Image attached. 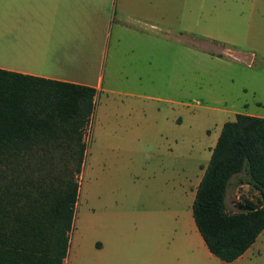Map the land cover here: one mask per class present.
<instances>
[{"label": "rangeland", "instance_id": "374dc122", "mask_svg": "<svg viewBox=\"0 0 264 264\" xmlns=\"http://www.w3.org/2000/svg\"><path fill=\"white\" fill-rule=\"evenodd\" d=\"M215 1H155L148 18L139 16L154 27L141 30L126 23L131 28L121 32L113 58V31L108 45L103 37L107 55L101 65L106 69L84 137L87 156L75 177L80 192L73 222L80 235L96 236V200L120 180L135 178L146 166L154 172L163 166L170 176L200 175L199 165H206L222 123L232 120L234 112L264 117V49H255L251 39L239 45L241 51L230 45V5L227 1L212 9ZM227 47L241 52L239 58L227 54ZM83 175L95 198L93 210L82 200ZM255 197L232 177L226 209L235 211L238 203L255 202Z\"/></svg>", "mask_w": 264, "mask_h": 264}, {"label": "trees", "instance_id": "16d2710c", "mask_svg": "<svg viewBox=\"0 0 264 264\" xmlns=\"http://www.w3.org/2000/svg\"><path fill=\"white\" fill-rule=\"evenodd\" d=\"M94 106L91 86L0 69V264H62ZM232 177L256 193L241 203L248 210L226 209ZM191 212L219 259L253 243L264 227V117L222 123Z\"/></svg>", "mask_w": 264, "mask_h": 264}, {"label": "crops", "instance_id": "0c3cea01", "mask_svg": "<svg viewBox=\"0 0 264 264\" xmlns=\"http://www.w3.org/2000/svg\"><path fill=\"white\" fill-rule=\"evenodd\" d=\"M155 1L162 0H0V69L88 85L96 95L106 69L101 65V57L104 54L106 60L107 55L103 37L107 35L108 45L113 31L110 48L115 57L118 37L131 28L126 23L141 30L154 27L139 16L148 18ZM227 1V35L232 36L227 42L241 51L239 45L251 39L255 49H264V0H216L212 9ZM224 51L236 58L241 55L234 48ZM236 113L263 117L246 110ZM199 167L200 175L188 177L170 176L163 166L156 172L146 166L135 178L120 180L117 188L96 200V236L80 235L74 223L62 264H264V227L232 261L208 250L191 212L205 166ZM86 176L80 184L85 188L82 200L93 210L95 198ZM226 195L227 189L225 206Z\"/></svg>", "mask_w": 264, "mask_h": 264}, {"label": "water", "instance_id": "95a60500", "mask_svg": "<svg viewBox=\"0 0 264 264\" xmlns=\"http://www.w3.org/2000/svg\"><path fill=\"white\" fill-rule=\"evenodd\" d=\"M238 210H248L249 208L246 205H243L241 203L237 204Z\"/></svg>", "mask_w": 264, "mask_h": 264}, {"label": "flooded vegetation", "instance_id": "af4514ba", "mask_svg": "<svg viewBox=\"0 0 264 264\" xmlns=\"http://www.w3.org/2000/svg\"><path fill=\"white\" fill-rule=\"evenodd\" d=\"M86 156H87V155H86V153H85L84 159H85Z\"/></svg>", "mask_w": 264, "mask_h": 264}]
</instances>
